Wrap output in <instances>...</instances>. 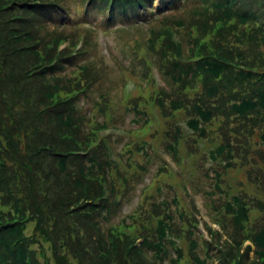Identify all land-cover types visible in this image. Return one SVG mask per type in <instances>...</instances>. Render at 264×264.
<instances>
[{
    "label": "trees",
    "instance_id": "1",
    "mask_svg": "<svg viewBox=\"0 0 264 264\" xmlns=\"http://www.w3.org/2000/svg\"><path fill=\"white\" fill-rule=\"evenodd\" d=\"M112 55L150 78L158 114L184 111L193 143L216 141L199 188L221 221L208 240L155 134L133 138L156 117L117 91ZM164 122L178 164L182 131ZM248 185L264 197V0H0V264H264Z\"/></svg>",
    "mask_w": 264,
    "mask_h": 264
},
{
    "label": "rangeland",
    "instance_id": "2",
    "mask_svg": "<svg viewBox=\"0 0 264 264\" xmlns=\"http://www.w3.org/2000/svg\"><path fill=\"white\" fill-rule=\"evenodd\" d=\"M157 5H158L157 2H155L154 6H157ZM137 37L138 36H136V38ZM138 38L136 40V43L139 42ZM109 40L111 41V37L109 38ZM99 42L102 47L100 40ZM100 51L102 52V48H100ZM112 58H114L113 64H112L113 67H115L120 74L119 79L121 78L124 80L123 83H120V85L118 86L117 91L122 94L125 100H128L133 93L139 92L140 96L145 99V102L147 104V110L149 113L150 121L153 120V116L154 117L156 116V119L151 122L152 127H149V128L146 127L145 130L143 131L141 130L137 131V133L133 134V138L137 140H139L138 138L146 139V137L148 138L149 134L151 135L155 134L153 138L149 139L150 141H152V146L154 145V151L156 155L159 157L160 159L159 161L160 162L162 161L161 163L166 164L167 167L171 170L172 177H174L176 180V186H175L176 191L179 194V196H181V200L184 203V205L187 208H191L192 205L196 207L197 213L195 214V216L198 219V223H197L198 232L203 240H208L207 235H206L207 231L205 228L202 227V225L204 224L206 226H215V223L221 222V221L213 220L210 217L208 211L205 208V203H204L202 193L199 190V188H202L204 190L208 189V183L205 182V180L201 176H206L209 168L213 166L207 154H208V151L215 145L216 141L211 142L213 139L212 134H211L208 140H205V141L198 140V142L193 143V137L192 136L190 137V135L186 131L185 120L187 117H185L184 111L181 113L177 112L173 114L170 118L162 117L160 114H158L159 110L157 111L156 106L151 105L152 102L150 101L151 99L149 98L150 96L149 89L148 87H146L150 78L140 81L141 83V86H140L138 81L134 77H131L128 74L124 73L125 66H121L118 59H116L113 55H112ZM155 67L156 66H154L153 73H154L155 78L158 81V86H161L162 83L157 77V69ZM153 84L155 87V82H153ZM189 93L191 94L195 93L194 89H192V91H190ZM112 100H115V101L111 103L112 107L111 108L109 107V109H111V112L116 110L115 102L117 101V99L114 97L112 98ZM119 105L121 106L122 104H119ZM111 112H109V114H111ZM166 120H169L168 124L174 123L178 125L182 131L181 134L178 135L179 142H180L179 151L181 153V161H179L178 164L171 162L170 157L162 150L163 147L161 146V141L165 134L164 131L168 130V125H165V122H164ZM112 125L113 124H109V126H112ZM123 133L124 131L122 130L117 131L114 128H110L107 132H105V134H108V135L113 134V135H121V136L123 135ZM155 140L156 142L154 144ZM249 157H256V156H254L251 153L249 154ZM175 169L176 171H172ZM197 174L199 175L200 181L198 183V186L196 187ZM228 174H236L239 176H245L243 169H240L238 171L231 170L229 171ZM148 181H149V177L145 179V182H148ZM248 190L253 195H255L258 199H261L264 201V197L260 193L256 192V188L254 185H248ZM135 201H136V198L134 202ZM129 206H126V207L129 208ZM246 242L247 241H245L243 244L244 247L249 245V244H246Z\"/></svg>",
    "mask_w": 264,
    "mask_h": 264
}]
</instances>
